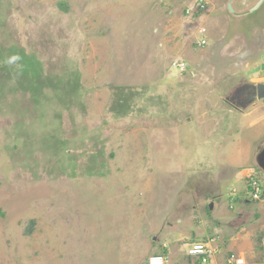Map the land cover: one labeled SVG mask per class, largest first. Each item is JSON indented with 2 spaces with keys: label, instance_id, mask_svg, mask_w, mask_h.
<instances>
[{
  "label": "rangeland",
  "instance_id": "obj_1",
  "mask_svg": "<svg viewBox=\"0 0 264 264\" xmlns=\"http://www.w3.org/2000/svg\"><path fill=\"white\" fill-rule=\"evenodd\" d=\"M198 1L0 0V264H189L242 228L264 262V99L226 101L261 63Z\"/></svg>",
  "mask_w": 264,
  "mask_h": 264
},
{
  "label": "crops",
  "instance_id": "obj_2",
  "mask_svg": "<svg viewBox=\"0 0 264 264\" xmlns=\"http://www.w3.org/2000/svg\"><path fill=\"white\" fill-rule=\"evenodd\" d=\"M223 1L224 0H222V2ZM211 3L212 2H209V5L208 3L207 5L211 7ZM228 5L231 6L233 12H230V10L228 9ZM225 9L228 12L227 13L228 19L229 17L231 19L238 17L237 19L239 22L237 28H234L232 31L229 29V31L226 34L228 35L227 37L230 40V47L232 46L233 48L234 47L244 48V46H249L253 48L250 50L251 52H249L248 54L249 58H243V55L240 56H242L243 61L247 63L245 68H248L249 66L247 67V65L253 61H257V62L259 61V63H261V67L256 66V64L252 65L253 68L252 71L254 76L249 77L248 79L250 83L264 85V56H263L264 52L262 53L261 56H259L260 55L259 51L261 49L258 50V53L256 55L253 52L255 47L258 46V43H261L263 46V47L261 46L259 47L264 48V42H263L264 41V0H226ZM232 13L236 17L232 16L231 15ZM210 14H213L212 11L210 12ZM211 16L213 15H210V17ZM219 36L223 39V35H219ZM229 56L232 57L234 55L230 54ZM249 65H251V63ZM239 75L240 76H237V78L244 77V74L242 73H239ZM220 204L222 205V203ZM211 208H212V204H210V209ZM221 212L223 213L224 216L223 220L226 221L229 220V222H231L230 220L236 219L238 213L240 212L242 213L241 209H237L235 216L228 217L225 215L223 211ZM243 230L244 229L242 228L236 234L232 235L233 233H231L230 236L225 237L221 246H218L215 240L213 239L207 241V243L210 246L218 250V252L221 254V257H226V259L230 257L229 258L230 260H227V262H221V263L208 262L207 264H235L234 260L243 259V258H244V264H249V259L251 258V252L252 251L254 252L255 250L251 244V241L244 240L243 237L248 233L244 232ZM163 246L166 247L164 244ZM187 246H189V244H185V248ZM263 251L264 249H261V251L258 252L262 253ZM184 257L186 258V255ZM192 262L193 261L191 260V263L189 264H195ZM253 264H264V262L261 261L260 263H253Z\"/></svg>",
  "mask_w": 264,
  "mask_h": 264
},
{
  "label": "built area",
  "instance_id": "obj_3",
  "mask_svg": "<svg viewBox=\"0 0 264 264\" xmlns=\"http://www.w3.org/2000/svg\"><path fill=\"white\" fill-rule=\"evenodd\" d=\"M202 7L203 5L201 8ZM254 198L257 199L258 196L254 195ZM216 253L217 250L208 244H193L188 248L186 255L190 258L201 260V262L205 264L210 259V257ZM168 262L169 260L167 257L162 255H154L149 257L147 264H168ZM235 264H244V260L237 259L235 260Z\"/></svg>",
  "mask_w": 264,
  "mask_h": 264
},
{
  "label": "flooded vegetation",
  "instance_id": "obj_4",
  "mask_svg": "<svg viewBox=\"0 0 264 264\" xmlns=\"http://www.w3.org/2000/svg\"><path fill=\"white\" fill-rule=\"evenodd\" d=\"M236 93L237 94L235 97V101L233 102H237L241 106H245L244 108H247L250 105L258 102L256 98L258 91L253 83L248 84L243 81L242 85L239 87V90ZM227 103L235 109H240L239 107H235L233 103ZM257 160L264 176V147L258 150Z\"/></svg>",
  "mask_w": 264,
  "mask_h": 264
},
{
  "label": "trees",
  "instance_id": "obj_5",
  "mask_svg": "<svg viewBox=\"0 0 264 264\" xmlns=\"http://www.w3.org/2000/svg\"><path fill=\"white\" fill-rule=\"evenodd\" d=\"M202 4H203V2H202ZM204 5V7H205V4H203ZM201 10L199 9L195 14H192V16L193 17H196V15H198V13L200 12ZM186 13L189 15L190 13L188 12V11H186ZM23 60H20V64L18 65V67H19V69H21V70H24V69H26L27 67H29V69H31L32 70V72H31V74H34L35 75V77H34V79L35 80H41L40 79V76H38L39 74L37 73V72H35L34 71V69L36 68V67H40L39 66V63L34 59V57H27V58H22ZM177 69H178V67H176ZM30 70V71H31ZM21 72V71H20ZM21 75L23 74L22 72L20 73ZM31 86H33V83H31L30 84ZM30 86V87H31ZM69 94H70V91H69V93H68V96H69ZM65 100V99H64ZM63 101V100H62ZM65 104V103H64ZM63 104V105H64ZM51 149H52V152H56L57 151V147H54V146H52L51 147ZM256 185V187H257V184H255ZM251 187V189H252V194H255L256 193V188L252 185V186H250ZM186 258L188 259V262L189 263H191V260H190V258L189 257H187L186 256ZM195 264H200V262H196Z\"/></svg>",
  "mask_w": 264,
  "mask_h": 264
},
{
  "label": "water",
  "instance_id": "obj_6",
  "mask_svg": "<svg viewBox=\"0 0 264 264\" xmlns=\"http://www.w3.org/2000/svg\"><path fill=\"white\" fill-rule=\"evenodd\" d=\"M228 9L231 11V12H233L232 11V9H231V6L230 5H228ZM249 84V83H248ZM242 84H240V85H238L235 89H234V91H233V93L230 95V94H228L227 96H226V101L227 102H229V103H233L234 104V106L235 107H239L240 109H245L244 107L245 106H241L240 104H238L237 102H233V101H235V97H236V92L239 90V87L241 86ZM254 86H255V88L257 89V91H258V93H257V96H256V98H257V100L258 101H261L262 99H264V85L263 84H254ZM262 199H264V191H263V193H262V197H261Z\"/></svg>",
  "mask_w": 264,
  "mask_h": 264
},
{
  "label": "clouds",
  "instance_id": "obj_7",
  "mask_svg": "<svg viewBox=\"0 0 264 264\" xmlns=\"http://www.w3.org/2000/svg\"><path fill=\"white\" fill-rule=\"evenodd\" d=\"M199 2V5H203L202 4V1L201 0H199L198 1ZM204 6V5H203ZM200 8L198 7V10H199ZM197 10V11H198ZM201 10V9H200ZM189 11V10H188ZM196 11V12H197ZM191 11H189V13H190ZM231 12V11H230ZM256 85V84H255ZM257 163H258V160H257ZM255 166L257 165L256 164V161H255V159H254V163H253ZM258 165H259V163H258ZM260 169H261V167L260 166H258ZM262 170V169H261ZM256 188H258V187H256ZM262 191H264V188L263 187H261L260 186V188L259 189H256V193L255 194H252V202L254 201V200H257V199H259L260 200V198L262 197L261 196V192ZM254 195H257L258 196V198L257 199H255L254 198ZM261 201H264V199H262L261 198ZM193 244H208L207 242H197V243H192L191 245H193ZM191 245H189V246H187L186 247V251H185V255H186V253H187V250H188V248L191 246ZM209 245V244H208ZM212 247V246H211ZM213 248V247H212ZM215 250H217L216 248H214ZM217 253H219L218 252V250H217ZM155 255H162V254H155ZM162 256H165V257H167L166 255H162ZM187 256V255H186ZM151 257V256H150ZM188 257V256H187ZM168 258V260H169V257H167ZM190 258V257H189ZM230 258V257H229ZM227 259V260H230V259ZM149 259V258H148ZM148 259H147V261H146V264H147V262H148ZM190 260H192L193 262L192 263H196V262H200V264H203L202 262H201V260H198V259H193V258H190ZM244 260V259H243ZM209 261V260H208ZM208 261H207V263H208ZM169 262H170V260H169ZM234 262H235V260H234ZM207 263H205V264H207Z\"/></svg>",
  "mask_w": 264,
  "mask_h": 264
}]
</instances>
